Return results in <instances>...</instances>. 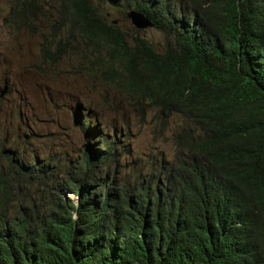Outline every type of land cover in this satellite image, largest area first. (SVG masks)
<instances>
[{"label": "trees", "instance_id": "1", "mask_svg": "<svg viewBox=\"0 0 264 264\" xmlns=\"http://www.w3.org/2000/svg\"><path fill=\"white\" fill-rule=\"evenodd\" d=\"M56 2L42 60H61V32L102 48L120 92L180 118L177 153L128 191L110 176L115 148L36 164L0 146V264H264V0ZM107 6L143 15L162 47ZM37 9L16 0L5 22Z\"/></svg>", "mask_w": 264, "mask_h": 264}, {"label": "rangeland", "instance_id": "2", "mask_svg": "<svg viewBox=\"0 0 264 264\" xmlns=\"http://www.w3.org/2000/svg\"><path fill=\"white\" fill-rule=\"evenodd\" d=\"M14 1L0 0V146L15 144L18 155L35 158L36 164L48 156L73 164L91 149L112 154L115 148L119 157L110 176L128 191L145 185L162 162L174 160L173 135L180 118L127 98L68 33H60L67 44L61 60L42 62L43 43L56 35L51 25L58 4L35 0L33 15L23 12L30 19L10 26L5 20ZM102 11L107 21L133 33L128 12L113 6ZM138 31L156 49L162 47L163 38L153 27Z\"/></svg>", "mask_w": 264, "mask_h": 264}, {"label": "clouds", "instance_id": "3", "mask_svg": "<svg viewBox=\"0 0 264 264\" xmlns=\"http://www.w3.org/2000/svg\"><path fill=\"white\" fill-rule=\"evenodd\" d=\"M46 42H48V41H46ZM45 43V42H44ZM44 43H43V45H44ZM43 47V46H42ZM42 49V48H41ZM41 51V50H40ZM89 55H91V56H93L94 57V59H95V62H96V64L98 65V67L99 68H102L103 69V67L101 66L102 65V62H103V60L105 59V51L102 49V48H100V49H96V50H93V51H90L89 53H88ZM40 57H41V55H40ZM41 60H42V58H41ZM42 62H44L43 60H42ZM45 63V62H44ZM57 64V63H56ZM55 65V64H54ZM89 119V117H87L86 118V120H85V122L87 121ZM89 131V133H92V129H88ZM102 139H107V137H105V138H102ZM173 143H174V136H173ZM104 145H106V144H104ZM174 146H175V155H176V153H177V147H176V145H175V143H174ZM94 149H96V148H94ZM98 149V148H97ZM101 151V150H100ZM106 154V153H105ZM118 157L119 156H117V157H115V160L116 161H113L112 162V164L113 165H115L116 163H117V161H118ZM73 200H75V199H73Z\"/></svg>", "mask_w": 264, "mask_h": 264}, {"label": "water", "instance_id": "4", "mask_svg": "<svg viewBox=\"0 0 264 264\" xmlns=\"http://www.w3.org/2000/svg\"><path fill=\"white\" fill-rule=\"evenodd\" d=\"M127 17L130 20L131 24L134 26V28L137 30L152 27V23L148 19H146L143 15L135 11H129L127 13Z\"/></svg>", "mask_w": 264, "mask_h": 264}]
</instances>
